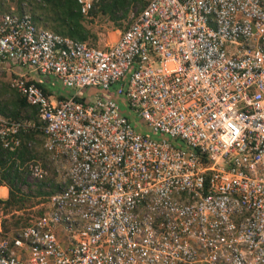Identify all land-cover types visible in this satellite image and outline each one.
<instances>
[{"label": "built area", "instance_id": "1", "mask_svg": "<svg viewBox=\"0 0 264 264\" xmlns=\"http://www.w3.org/2000/svg\"><path fill=\"white\" fill-rule=\"evenodd\" d=\"M0 61L126 111L9 78L38 125L0 117V151L37 129L61 186L0 238V264H264V0H147L106 48L12 11Z\"/></svg>", "mask_w": 264, "mask_h": 264}, {"label": "trees", "instance_id": "2", "mask_svg": "<svg viewBox=\"0 0 264 264\" xmlns=\"http://www.w3.org/2000/svg\"><path fill=\"white\" fill-rule=\"evenodd\" d=\"M22 4L27 7L26 12L36 27L96 47V42L99 40V33L93 30L96 24H105L104 34L108 30L123 32L133 17L144 7L146 1L94 0L86 14L80 12L77 0H17L14 12H23ZM41 89L48 95L43 88ZM0 117L9 121L33 120L35 110L17 93L11 91L8 98L0 96ZM18 136L20 145L14 153L0 151V184L3 183L7 187L6 197L0 199L1 234H6L11 226L28 225L29 221L26 219L19 222L26 207L33 206L32 201L35 197L47 199L53 193L50 184L45 183L44 180L35 184L24 182L25 177L29 176L27 165L34 161L28 152L30 150L28 143L33 134L32 131H27L21 132ZM23 185L26 188L25 192L20 190V186ZM17 212L22 213L17 214ZM11 220L13 221L10 222Z\"/></svg>", "mask_w": 264, "mask_h": 264}, {"label": "rangeland", "instance_id": "3", "mask_svg": "<svg viewBox=\"0 0 264 264\" xmlns=\"http://www.w3.org/2000/svg\"><path fill=\"white\" fill-rule=\"evenodd\" d=\"M17 0H0V13L1 14H5V13H9V12H14L16 10V3ZM147 1V0H145ZM11 8V9H10ZM22 10L23 11H27V7L25 6V4H22ZM106 27L105 24L101 23V24H96L93 27V30L96 33H99V40L96 42V47L98 48H106L109 45H111L112 43H114V41L117 39L118 35L121 33L118 30H114V31H110L108 30L105 34L103 31H105ZM10 78V77H9ZM5 81H7L5 83ZM0 82V96H3L4 98H8L10 93H11V89L8 86V80H5ZM53 88L55 90L54 93H51L52 96H56L57 97V93H62V94H66V93H70V95H74L76 94L78 97L83 98L85 101L87 102H92L94 100L95 97H103V98H108L112 101H116L117 103H119V105L121 106V112L126 113L125 108L122 106V100L120 98H118V96H116L115 94L108 92V91H100V90H96L94 88H85V89H81V90H75V89H65L63 88L59 83H57L56 81L53 83ZM130 122L133 124L135 130L145 136L148 137H153L154 135L152 134V132H150V130H148V128H146L142 122L135 118V117H129ZM32 120V119H31ZM36 125H38V119L35 118L32 120ZM32 131L33 136L31 137V140H29V148L30 150H28L29 155H31V159H34V161L38 162L41 164L42 167H46V176L43 177V179L41 180H35L33 178H31L30 176H26L24 179V182L27 184H35L38 183V181H45V183H49L50 184V188L52 189L53 192H56L59 190L60 186H61V175L59 173H57L54 169V167L52 166V164L50 162H48L47 160V155L46 153H44L43 149H42V140H41V134L40 132L36 129V130H29ZM28 131V132H29ZM20 190L25 192L26 188L25 186H20ZM44 199V200H43ZM33 206L30 207H26V209L24 210L25 212L24 215L22 216V219L19 222H23L24 219H26L27 221H32L35 218L39 217L45 210V203H46V198H42V197H35L33 199ZM22 212H17V214H21ZM6 219H8V217H6ZM13 220H11L10 222H12ZM22 227L21 224L17 225L16 227L11 226V229H9V231L6 234H1V227H0V238L2 237H10V236H14V234H16L19 229Z\"/></svg>", "mask_w": 264, "mask_h": 264}, {"label": "crops", "instance_id": "4", "mask_svg": "<svg viewBox=\"0 0 264 264\" xmlns=\"http://www.w3.org/2000/svg\"><path fill=\"white\" fill-rule=\"evenodd\" d=\"M0 15L2 14L0 13ZM14 75H23L28 80L36 83L38 86L43 88L47 92V94L53 99H58L59 97H65V96L70 95V93L62 94L56 91L58 95L57 97L56 96L53 97L51 93L55 92L53 88V83L55 82L54 79L39 76L34 72H31L25 68L23 69L15 65L12 62L0 61V82L8 80L9 77L14 76ZM6 82L7 81H5V83ZM48 92H51V93H48ZM6 194H7V187L5 184L1 183L0 184V199H4L6 197Z\"/></svg>", "mask_w": 264, "mask_h": 264}]
</instances>
